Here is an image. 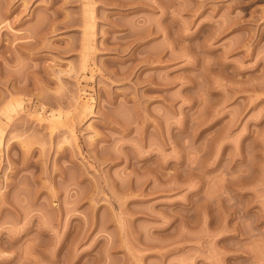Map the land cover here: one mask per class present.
Wrapping results in <instances>:
<instances>
[{
	"label": "rangeland",
	"instance_id": "374dc122",
	"mask_svg": "<svg viewBox=\"0 0 264 264\" xmlns=\"http://www.w3.org/2000/svg\"><path fill=\"white\" fill-rule=\"evenodd\" d=\"M0 264H264V0H0Z\"/></svg>",
	"mask_w": 264,
	"mask_h": 264
}]
</instances>
